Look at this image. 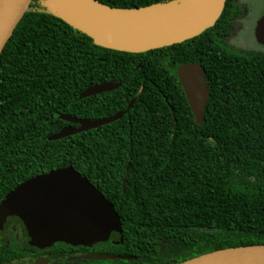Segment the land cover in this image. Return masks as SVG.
<instances>
[{
	"label": "trees",
	"instance_id": "1",
	"mask_svg": "<svg viewBox=\"0 0 264 264\" xmlns=\"http://www.w3.org/2000/svg\"><path fill=\"white\" fill-rule=\"evenodd\" d=\"M47 1L32 0L0 55V201L33 177L73 167L115 207L124 239L116 249L136 258L120 264L264 246V52L230 43L247 14L241 0H226L199 36L139 54L96 45ZM97 1L132 9L176 0ZM188 63L204 68L210 89L200 126L177 77ZM107 82L123 85L79 99ZM119 112L109 125L51 139L71 125L62 114Z\"/></svg>",
	"mask_w": 264,
	"mask_h": 264
},
{
	"label": "water",
	"instance_id": "2",
	"mask_svg": "<svg viewBox=\"0 0 264 264\" xmlns=\"http://www.w3.org/2000/svg\"><path fill=\"white\" fill-rule=\"evenodd\" d=\"M226 0H176L149 8L122 9L97 0H48L46 7L71 27L88 35L96 45L125 53H146L181 44L213 27ZM32 0H0V55ZM257 42L264 46V15L256 28ZM178 80L194 115L203 125L210 89L204 68L188 63L177 69ZM122 83H102L82 92L80 100L122 87ZM132 107V104L129 108ZM125 112L103 119H79L69 114L60 119L71 125L51 137L60 140L109 125ZM128 166L127 170H129ZM127 179L123 182L125 188ZM10 216L26 226L31 244L39 247L63 242L90 246L106 242L113 233L123 239V229L115 207L86 177L73 167H64L33 177L0 201V229ZM111 259L134 260L132 256ZM177 264H264V246L235 247L204 254Z\"/></svg>",
	"mask_w": 264,
	"mask_h": 264
},
{
	"label": "flooded vegetation",
	"instance_id": "3",
	"mask_svg": "<svg viewBox=\"0 0 264 264\" xmlns=\"http://www.w3.org/2000/svg\"><path fill=\"white\" fill-rule=\"evenodd\" d=\"M241 2L246 6L247 14L239 21L241 27L238 33L242 30L243 21L250 13L249 7L242 0ZM262 15H264V9L256 21L255 39L256 28ZM234 38L230 40L231 44ZM260 46L264 48L263 45ZM116 235L118 234L113 233L108 241L90 246H74L57 242L50 246L39 247L31 244L29 232L23 221L17 216H10L0 229V264H120L121 261L129 260L109 258L128 256L116 249L123 245L120 237L117 238Z\"/></svg>",
	"mask_w": 264,
	"mask_h": 264
},
{
	"label": "rangeland",
	"instance_id": "4",
	"mask_svg": "<svg viewBox=\"0 0 264 264\" xmlns=\"http://www.w3.org/2000/svg\"><path fill=\"white\" fill-rule=\"evenodd\" d=\"M250 9L249 16L243 21L242 30L232 40V44L245 50H256L264 52L255 39L254 30L256 21L264 9V0H242Z\"/></svg>",
	"mask_w": 264,
	"mask_h": 264
}]
</instances>
